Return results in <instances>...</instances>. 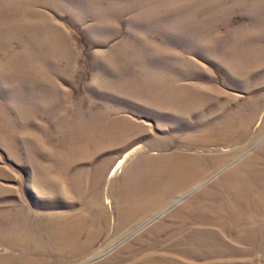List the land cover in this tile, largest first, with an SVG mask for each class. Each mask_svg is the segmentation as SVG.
I'll list each match as a JSON object with an SVG mask.
<instances>
[{"label": "rangeland", "instance_id": "obj_1", "mask_svg": "<svg viewBox=\"0 0 264 264\" xmlns=\"http://www.w3.org/2000/svg\"><path fill=\"white\" fill-rule=\"evenodd\" d=\"M176 152L221 160L96 254L43 264H264V0H0V225L114 229L128 191L163 197Z\"/></svg>", "mask_w": 264, "mask_h": 264}, {"label": "bare ground", "instance_id": "obj_2", "mask_svg": "<svg viewBox=\"0 0 264 264\" xmlns=\"http://www.w3.org/2000/svg\"><path fill=\"white\" fill-rule=\"evenodd\" d=\"M253 118L254 116L249 119L248 125ZM209 132H211L210 128L206 130V133L201 139L193 140L195 142L194 146L200 144L206 145L212 142L211 137H208ZM241 135L246 137L244 133H241ZM127 155H129V153L125 154L124 157L118 161L113 168V173L122 166ZM201 160L204 163H200ZM220 160L221 158L216 159L213 156L210 158L208 155H187L186 153L179 152L164 158L163 163L158 166L165 174V177L162 179V185L165 189L163 197L141 202L138 196H133L131 192L128 191V195L126 194L124 196L122 203L118 206V222L113 225L114 229H105V225L102 223L100 225L96 224L92 229H83L82 226L77 227V229H22V222L20 220L7 221L0 225V240L6 243L9 250L14 249L18 254H9L6 256V260L14 259L21 261L22 264H43L45 260L44 256L50 254L49 251H51V253L56 252L58 257L65 262L67 258H88L96 254L95 251L98 249L97 243L99 240L107 236V238H109L110 234L115 235L118 233H126V231L130 232L132 229L127 228L131 227L136 216L141 217L144 216L143 214H149L164 203H167V201L173 198L177 193H183L194 185L205 168L214 166L216 163H219ZM152 174H154V171H152ZM234 182L232 183V187L228 189L230 193L233 192L232 189L241 187L244 184L242 181L238 184ZM137 183L139 188L145 187L141 183ZM235 195L237 197H234L241 199L243 194L237 191ZM134 210H138L136 214H134ZM123 216L125 217V222ZM101 221L107 222L105 214L101 215ZM203 234L202 232H197L196 236L200 237ZM46 237L49 241L44 243L42 239ZM31 253H33V257L28 258L27 256ZM144 259L146 262H143V264H176L172 261L169 263L168 259L164 257H152L149 255L144 257Z\"/></svg>", "mask_w": 264, "mask_h": 264}]
</instances>
